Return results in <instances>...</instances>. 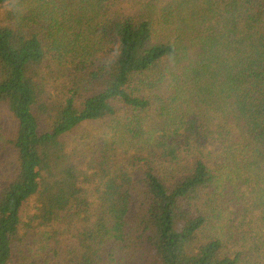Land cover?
Wrapping results in <instances>:
<instances>
[{"label": "trees", "instance_id": "obj_1", "mask_svg": "<svg viewBox=\"0 0 264 264\" xmlns=\"http://www.w3.org/2000/svg\"><path fill=\"white\" fill-rule=\"evenodd\" d=\"M5 116L0 264H264V0H0Z\"/></svg>", "mask_w": 264, "mask_h": 264}, {"label": "rangeland", "instance_id": "obj_2", "mask_svg": "<svg viewBox=\"0 0 264 264\" xmlns=\"http://www.w3.org/2000/svg\"><path fill=\"white\" fill-rule=\"evenodd\" d=\"M7 116L4 117V120L1 123V127H3L2 132H8V124L5 122ZM100 134L99 127L97 124L86 123L83 125L76 136L75 139H78L82 143H88L89 141L95 140ZM9 153L6 149L0 145V183L5 180V175L7 169H10V160ZM48 231L42 230L40 233H36L32 236L31 239H28L24 249L29 251L33 256L41 259L44 256V253H48Z\"/></svg>", "mask_w": 264, "mask_h": 264}]
</instances>
